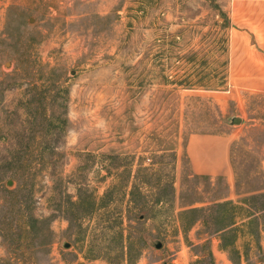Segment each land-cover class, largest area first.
Returning a JSON list of instances; mask_svg holds the SVG:
<instances>
[{
	"label": "rangeland",
	"instance_id": "rangeland-1",
	"mask_svg": "<svg viewBox=\"0 0 264 264\" xmlns=\"http://www.w3.org/2000/svg\"><path fill=\"white\" fill-rule=\"evenodd\" d=\"M232 1L0 0V264H264ZM192 134L231 137L229 179L192 171Z\"/></svg>",
	"mask_w": 264,
	"mask_h": 264
},
{
	"label": "crops",
	"instance_id": "crops-1",
	"mask_svg": "<svg viewBox=\"0 0 264 264\" xmlns=\"http://www.w3.org/2000/svg\"><path fill=\"white\" fill-rule=\"evenodd\" d=\"M229 76L233 91H264V0H233ZM232 139L226 134H192L187 157L195 174L230 178Z\"/></svg>",
	"mask_w": 264,
	"mask_h": 264
},
{
	"label": "water",
	"instance_id": "water-1",
	"mask_svg": "<svg viewBox=\"0 0 264 264\" xmlns=\"http://www.w3.org/2000/svg\"><path fill=\"white\" fill-rule=\"evenodd\" d=\"M238 121H240V119H238V118H234L233 119V123H237ZM157 248L158 249L161 248V244L160 243L157 245Z\"/></svg>",
	"mask_w": 264,
	"mask_h": 264
}]
</instances>
